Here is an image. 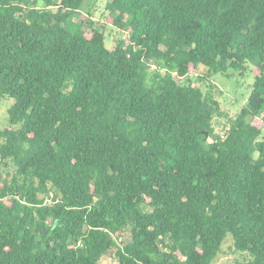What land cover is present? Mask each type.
<instances>
[{
  "label": "trees",
  "instance_id": "16d2710c",
  "mask_svg": "<svg viewBox=\"0 0 264 264\" xmlns=\"http://www.w3.org/2000/svg\"><path fill=\"white\" fill-rule=\"evenodd\" d=\"M85 1L0 0V264H212L228 236L236 264H264V0H108L130 34L111 51L74 21ZM245 65L215 135L187 76Z\"/></svg>",
  "mask_w": 264,
  "mask_h": 264
},
{
  "label": "rangeland",
  "instance_id": "374dc122",
  "mask_svg": "<svg viewBox=\"0 0 264 264\" xmlns=\"http://www.w3.org/2000/svg\"><path fill=\"white\" fill-rule=\"evenodd\" d=\"M108 0H86L77 14L74 21L81 23L83 30L90 31V23L93 28L101 27L104 33V46L111 51L118 40L122 37V42L127 45L130 34H124L111 25L108 19V13L105 10V5ZM55 11V9L53 8ZM194 83V87L199 88L202 92L209 91L216 102L219 104V116H216L213 122L215 135L222 136V126L235 118L240 110L246 105V101L252 90L254 84V76L252 74V67L245 65L238 71L229 70L226 76L210 77L206 75L204 69H197L195 72L187 76ZM187 78L178 80L183 83ZM13 101L4 99L0 102V130L7 126V111L12 106ZM252 124L261 131V137H264V122L261 118L252 121ZM207 142H210L208 139ZM11 172V166L2 167L0 165V173L5 177ZM49 195L46 201L47 205L53 204L55 192L48 186ZM146 212H151L150 208L144 207ZM50 224V221H48ZM118 244L122 245L126 242L123 237ZM246 255L239 254L234 251L232 241L228 236L222 244L221 253L216 257L212 264H236L245 261ZM99 264H119L118 258L110 253L104 257Z\"/></svg>",
  "mask_w": 264,
  "mask_h": 264
}]
</instances>
